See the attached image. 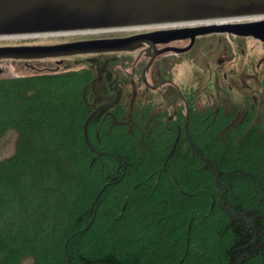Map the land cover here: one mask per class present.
I'll return each instance as SVG.
<instances>
[{"label":"trees","instance_id":"16d2710c","mask_svg":"<svg viewBox=\"0 0 264 264\" xmlns=\"http://www.w3.org/2000/svg\"><path fill=\"white\" fill-rule=\"evenodd\" d=\"M93 80L0 75V142L17 134L0 264H264V73L262 108L240 121L187 89L175 110L101 111Z\"/></svg>","mask_w":264,"mask_h":264},{"label":"rangeland","instance_id":"374dc122","mask_svg":"<svg viewBox=\"0 0 264 264\" xmlns=\"http://www.w3.org/2000/svg\"><path fill=\"white\" fill-rule=\"evenodd\" d=\"M133 32L4 38L0 39V47L115 40ZM188 45L189 42L173 43L175 48L190 49L181 54L167 51L157 56L146 71V80L143 74L152 55L141 57L139 52L76 54L30 61L0 60V75L20 77L40 71L90 68L94 75L91 83L94 105L102 110L118 102H125L132 110L138 101H151L158 109L175 110L182 101L180 88L183 92L185 89L196 91L198 107L207 104L229 106L235 112L237 121L244 119L251 107L260 111L263 105L261 79L264 73V43L252 37L219 33L203 36ZM158 48V51L170 50L163 45ZM169 81L175 85L166 83ZM16 143L17 134L9 132L0 142V160L14 154ZM214 244L218 245L216 242Z\"/></svg>","mask_w":264,"mask_h":264},{"label":"water","instance_id":"95a60500","mask_svg":"<svg viewBox=\"0 0 264 264\" xmlns=\"http://www.w3.org/2000/svg\"><path fill=\"white\" fill-rule=\"evenodd\" d=\"M223 20L219 24L217 21ZM216 21V24L208 23ZM245 21V22H242ZM193 26L117 40H87L53 46L0 47V60H38L76 54L156 48L175 39L230 33L264 43V0H0V39ZM176 35L173 39H163ZM187 49H170L183 53ZM158 53H154L151 66ZM156 89V87H152Z\"/></svg>","mask_w":264,"mask_h":264},{"label":"flooded vegetation","instance_id":"af4514ba","mask_svg":"<svg viewBox=\"0 0 264 264\" xmlns=\"http://www.w3.org/2000/svg\"><path fill=\"white\" fill-rule=\"evenodd\" d=\"M187 28V27H186ZM150 29V30H148ZM152 29V30H151ZM178 29H182L180 26H176V27H166V28H145V29H140V30H144V31H140V30H134L133 33H131L130 35L124 36V37H119L117 39H124V38H130V37H134V36H141V35H148V34H152V33H157V32H163V31H174V30H178ZM133 31V30H131ZM204 35H198L195 38L189 37L186 39H175L172 40V42L164 45V44H158L156 46V48L153 47H148L147 44L142 43V42H135V46L137 47V49L135 48V50H130V51H126V52H121V53H127V52H139L140 56L143 57L144 55L150 57L151 55H154V53H156L159 50V46L163 45V46H167V49H171V48H175L174 46H172L173 43H178V42H189V45L194 44L199 38L203 37ZM206 36V35H205ZM176 35H169L163 39H173L176 38ZM188 45V46H189ZM179 49V48H177ZM184 49V48H182ZM170 84H173L172 82L169 81ZM180 93H181V89L179 88ZM182 94V93H181Z\"/></svg>","mask_w":264,"mask_h":264},{"label":"bare ground","instance_id":"6f19581e","mask_svg":"<svg viewBox=\"0 0 264 264\" xmlns=\"http://www.w3.org/2000/svg\"><path fill=\"white\" fill-rule=\"evenodd\" d=\"M219 24H221V23H223L224 21L223 20H218L217 21ZM208 23H211V24H213V23H216V21L214 22V21H208ZM130 30H140V29H130ZM112 32V31H111ZM102 33V32H101ZM107 33H109L108 31H107ZM87 34H89V33H87ZM92 34H97V33H92ZM22 38V37H21Z\"/></svg>","mask_w":264,"mask_h":264}]
</instances>
